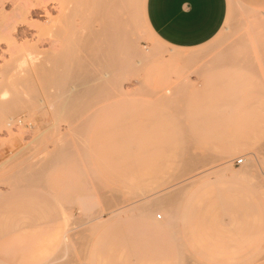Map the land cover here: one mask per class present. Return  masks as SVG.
<instances>
[{"label":"rangeland","instance_id":"obj_1","mask_svg":"<svg viewBox=\"0 0 264 264\" xmlns=\"http://www.w3.org/2000/svg\"><path fill=\"white\" fill-rule=\"evenodd\" d=\"M62 1L70 3L60 36L72 70L64 66L54 90L26 89L15 137L0 131V264H264V0H228L222 29L193 48L160 41L144 0H131L132 48L120 52L122 70L109 67L107 84L96 79L105 46L87 39V3ZM59 5L49 3L54 17ZM176 53L187 60L172 64ZM117 85L123 99L113 97Z\"/></svg>","mask_w":264,"mask_h":264},{"label":"bare ground","instance_id":"obj_2","mask_svg":"<svg viewBox=\"0 0 264 264\" xmlns=\"http://www.w3.org/2000/svg\"><path fill=\"white\" fill-rule=\"evenodd\" d=\"M56 1L59 5V14L54 17L52 10L49 8V3ZM75 2L78 1H84L88 5V10L90 12L89 19L86 17L87 20H89L91 29H90V37L87 38L90 43L97 44L95 39L100 42L102 45L105 46V53L100 54L101 61L103 63L105 62L104 70L102 73L97 75L96 79L101 84H107L111 82L113 74L111 73V69L115 70H122L123 64L125 62L126 55L123 51L127 50L128 47H130L131 44V32L132 28L134 26V19L132 18L131 14V0H74ZM64 1L62 0H0V58L5 59V53L7 52L10 54V62H4L6 64L2 65L0 64V131L7 130L9 133H11L15 137V134H13V126L15 124H18L19 121H22L20 118L17 120L16 115L14 113H17L18 108L15 111L16 105L19 104L20 107L23 105L27 100V96L24 97L23 95L26 93L25 90H42V89H53L57 86H59L62 82V74L64 71V66H67L68 69L72 70V64L71 60L67 59L66 61H63V55L68 52L67 50V43L64 39L61 38L60 33L62 30L67 26L68 23H70L69 20V12H70V3L64 6ZM64 2V3H65ZM65 3V4H66ZM145 4L146 0H144V12H145ZM11 5L12 9L11 11H7L6 7ZM64 6V7H63ZM39 12H42L39 14ZM46 17L45 21H41V17ZM146 16V13H145ZM56 21V25L52 28L48 27L50 22ZM147 20V18H146ZM84 21V18L82 17L81 22ZM79 23V24H80ZM148 23V21H146ZM26 26L27 30L21 29V27ZM149 26V23H148ZM37 30L36 33L31 32V30ZM151 30V29H150ZM23 39L22 43H18V38ZM93 38V39H92ZM21 39V40H22ZM50 40L52 42V47L50 49H45L43 47V44ZM3 44H6L5 48L1 47ZM4 46V45H3ZM132 47L128 48L131 49ZM131 53V50L129 51ZM8 54V55H9ZM128 54V53H127ZM123 55V56H121ZM154 54H151L153 56ZM201 52H196L191 54L190 57L193 59H197L198 57H201ZM138 56L141 58H148L149 56L146 54H142L141 52L138 53ZM8 59V61H9ZM187 60V56L184 54H173L171 56V62L174 65H178L181 61ZM18 61V63H16ZM21 61V63L19 62ZM89 63H91L92 58L89 59ZM12 62V63H11ZM14 62V63H13ZM88 63V64H89ZM20 64V65H18ZM89 64V65H90ZM111 67V69L109 68ZM82 69H89L86 65H83ZM83 72L81 71L75 78H73L70 83H73L75 85L77 79L81 77L80 75ZM117 85L116 91H119L115 94L116 99H123L127 96V92L123 89V87L120 85ZM54 87V88H53ZM56 87V88H57ZM73 87V86H72ZM20 90L17 91L14 94L13 89ZM119 88V89H117ZM24 90V91H23ZM61 90V89H60ZM22 91V92H21ZM27 91V90H26ZM27 91V92H28ZM115 91V92H116ZM169 93L165 94L166 99H171L172 92L171 89L168 90ZM23 92H25L23 94ZM28 92V94H29ZM45 92V91H43ZM49 92V91H46ZM19 93H22L18 96ZM40 93V92H39ZM58 93V92H57ZM17 94V95H16ZM27 94V93H26ZM38 94V93H37ZM41 94V93H40ZM50 94V93H48ZM52 94V93H51ZM226 94V93H225ZM33 95V94H32ZM55 95V94H54ZM18 96V97H17ZM53 96V95H52ZM32 98V97H31ZM40 98V97H39ZM43 99V97L41 98ZM54 99V98H53ZM57 99V98H56ZM34 100V98H33ZM32 100V101H33ZM36 100V99H35ZM52 99H50L51 101ZM219 100V99H218ZM217 100V101H218ZM43 102V100H41ZM215 101V99H214ZM29 102V100L27 101ZM37 102V101H36ZM35 102V103H36ZM42 102V103H43ZM213 102V101H212ZM41 103V102H40ZM42 103L41 106L38 107L41 112L43 111ZM209 103V102H208ZM27 104V103H26ZM46 104V103H45ZM53 105V104H51ZM107 105L109 108L113 105L112 103L108 102L105 105H103V110H107ZM25 106V105H24ZM22 106V107H24ZM216 106V105H215ZM33 107V106H32ZM51 108V107H50ZM108 108V109H109ZM118 108V107H115ZM120 108V107H119ZM225 108V107H224ZM29 109V108H28ZM102 109V108H101ZM114 109V108H113ZM22 110V109H21ZM20 110V111H21ZM46 110V109H45ZM34 111V109H33ZM99 111V110H98ZM98 111L91 115L94 116V114H97ZM101 111V110H100ZM99 111V112H100ZM111 111V110H110ZM109 111V112H110ZM206 111V110H205ZM40 112V111H39ZM38 112V113H39ZM53 112V111H52ZM194 112V111H193ZM223 112V111H222ZM28 113V112H27ZM34 113V112H33ZM36 113V112H35ZM54 113V112H53ZM118 113V112H117ZM129 113V112H128ZM139 113V112H138ZM203 113V112H202ZM25 114V113H24ZM48 115V114H45ZM44 115V116H45ZM90 115V116H91ZM100 115V114H99ZM107 115V114H106ZM147 115V114H146ZM216 115V114H215ZM41 116L43 117L42 113ZM89 116V117H90ZM101 116V115H100ZM87 117V116H86ZM99 117V116H98ZM147 117V116H146ZM192 117V116H191ZM207 117V116H206ZM40 115L32 114L30 113V118L28 119L29 122L32 124L37 123L39 121ZM45 119L48 118V116L44 117ZM43 118V119H44ZM51 118V117H50ZM48 118V121L51 120ZM97 118V117H96ZM103 118L100 121H103ZM109 118V117H108ZM127 118V117H126ZM129 118V117H128ZM199 118V117H198ZM208 118V117H207ZM218 118V117H217ZM84 119V118H83ZM156 119V118H155ZM192 119V118H191ZM206 119V118H205ZM26 120V119H25ZM93 120V119H92ZM197 120V119H196ZM202 120V119H201ZM208 120V119H207ZM211 120V117H210ZM59 121V120H58ZM87 121V120H85ZM89 120L88 122H90ZM97 121V120H95ZM94 121V122H95ZM127 121V120H126ZM200 121V120H199ZM43 122H47L43 121ZM43 122H40L42 125ZM84 122V121H83ZM128 122V121H127ZM207 122V121H206ZM20 123V122H19ZM55 123V121H54ZM87 123V122H86ZM91 123V122H90ZM87 123V124H90ZM135 123V122H134ZM182 123V122H181ZM205 123V122H204ZM57 124V122H56ZM84 124V123H83ZM85 124V125H87ZM94 125V123H92ZM91 124V125H92ZM99 124V123H98ZM129 124V122H128ZM180 124V123H179ZM217 124V123H216ZM223 124V123H222ZM24 125V124H23ZM71 125V124H70ZM204 125V124H203ZM207 125V124H206ZM212 125V124H211ZM210 125V126H211ZM32 126V125H31ZM39 126V124H38ZM54 126V124H53ZM52 126V127H53ZM90 126V125H89ZM187 126V125H186ZM209 126V125H207ZM213 126V125H212ZM51 127V126H50ZM49 127V128H50ZM69 127V126H68ZM75 127V126H74ZM102 127V126H101ZM215 127V126H214ZM54 130L52 131V134L54 135H60L62 132L59 131L54 126ZM204 128V127H203ZM39 129V128H38ZM35 129L37 133V136H39L38 133H42L43 130ZM48 129V128H47ZM53 129V128H52ZM75 129V128H74ZM183 129V127H182ZM187 129V128H186ZM208 129V128H207ZM216 129V128H215ZM50 130V129H49ZM130 130V129H129ZM214 130V129H213ZM33 131V130H32ZM84 131V130H83ZM131 131V130H130ZM207 131V130H206ZM26 132V131H25ZM69 132V131H68ZM71 132V131H70ZM250 132V130H249ZM51 133V132H50ZM83 133V132H82ZM208 133V132H207ZM212 134V132H211ZM215 134V133H214ZM48 135V134H47ZM53 135V136H54ZM72 135V134H71ZM213 135V134H212ZM216 135V134H215ZM251 135V134H250ZM41 136V135H40ZM66 136V135H65ZM20 137V136H19ZM43 137V136H42ZM49 137V136H48ZM213 137V136H212ZM35 138H37L35 136ZM62 138V137H61ZM64 138V136H63ZM123 138V137H122ZM135 138V137H134ZM250 138V137H248ZM41 139V138H40ZM117 139V138H116ZM125 139V137H124ZM127 139L128 136H127ZM13 140V139H11ZM57 140V139H56ZM126 140V139H125ZM248 140V139H247ZM134 141V140H133ZM9 142V141H8ZM124 142V141H123ZM130 142V140H129ZM134 143V142H133ZM132 143V144H133ZM28 144V143H27ZM118 144V143H117ZM128 144V143H126ZM125 144V145H126ZM131 144V143H130ZM61 145V144H60ZM121 145V143H120ZM124 145V144H123ZM129 145V144H128ZM127 146V145H126ZM135 146V145H134ZM57 147V146H56ZM114 148V147H113ZM116 148V147H115ZM119 149V147H118ZM125 149V148H124ZM135 149V148H134ZM57 150V149H55ZM62 150V149H61ZM113 150V149H112ZM128 150V149H127ZM133 150V149H132ZM236 150V149H235ZM59 151V150H58ZM117 151V150H116ZM123 152V151H122ZM131 152V151H130ZM114 153V152H112ZM111 153V155H113ZM133 153V151H132ZM119 154V153H118ZM124 154V153H123ZM225 154V152H224ZM48 155V154H47ZM116 155V154H115ZM113 155V156H115ZM125 155V154H124ZM234 155V154H233ZM225 156V155H224ZM197 157V156H196ZM35 158V157H34ZM156 159V158H155ZM161 159V158H160ZM212 159V158H211ZM116 160V159H115ZM114 160V161H115ZM121 160V159H120ZM178 160V159H177ZM182 160V159H181ZM195 160V159H194ZM111 161V160H110ZM164 161V160H163ZM119 162V161H118ZM200 162V161H199ZM122 163V162H121ZM120 163V164H121ZM175 163V162H174ZM134 164V163H133ZM186 164V163H185ZM201 164V163H200ZM115 165V163H114ZM118 165V164H117ZM170 165V164H169ZM167 164V166H169ZM172 165V164H171ZM209 165V163H208ZM112 166V165H110ZM124 166V164H123ZM127 166V165H126ZM155 166V164L153 165ZM178 166V165H177ZM184 166V165H183ZM134 167V166H133ZM158 167V166H157ZM114 168V167H113ZM172 168V167H171ZM201 168V167H200ZM111 169V168H110ZM116 169V167H115ZM114 169V170H115ZM128 169V168H127ZM133 169V168H132ZM135 169V168H134ZM167 169V168H166ZM124 170V169H123ZM138 170V169H137ZM143 170V169H142ZM168 170V169H167ZM172 170V169H171ZM109 171V170H108ZM113 171V170H112ZM110 170V172H112ZM122 171V170H121ZM120 171V173H121ZM159 171V170H158ZM170 171V170H169ZM136 172V171H135ZM139 172V171H138ZM149 172V171H148ZM154 172V171H153ZM165 172V170H164ZM173 172V171H172ZM119 173V172H118ZM128 173V172H127ZM107 174V173H106ZM115 174V173H114ZM111 173V175H114ZM126 174V173H124ZM129 174V173H128ZM134 174V173H133ZM145 174V173H144ZM143 174V175H144ZM169 174V173H168ZM103 175V174H102ZM109 175V174H107ZM117 175V174H116ZM115 175V176H116ZM127 175V174H126ZM157 175V174H156ZM189 175V174H188ZM119 176H121L119 174ZM130 176V175H129ZM140 176V175H138ZM111 177V176H110ZM112 178V177H111ZM116 178V177H114ZM124 178V177H123ZM139 178V177H138ZM120 179V178H119ZM118 179V180H119ZM142 179V177L140 178ZM149 179V178H148ZM107 180L110 179L108 178ZM115 180V179H114ZM116 180V181H118ZM121 180V179H120ZM127 180V179H125ZM129 180V179H128ZM127 180V182H129ZM133 180H135L133 178ZM136 180L139 181V179L136 178ZM152 180V179H151ZM159 180V178H158ZM161 180V179H160ZM171 179H169L170 182ZM122 181V180H121ZM104 182V180L102 181ZM127 182L122 183L126 184ZM132 182V181H131ZM130 184L132 185L133 183ZM134 182V181H133ZM147 181L146 183H148ZM112 183V182H111ZM114 183V182H113ZM117 183V182H116ZM114 183V184H116ZM135 183V182H134ZM37 184H39L37 182ZM122 184V185H123ZM142 184V183H141ZM153 184V183H152ZM151 184V185H152ZM175 184V183H174ZM25 185V184H24ZM150 185V182H149ZM156 185V184H155ZM40 186V184H39ZM135 186V185H133ZM132 186V187H133ZM142 186V185H141ZM144 186V185H143ZM154 186V185H153ZM152 186V187H153ZM159 187V184H157ZM104 187V186H103ZM131 187V186H130ZM135 187H138L135 186ZM155 187V186H154ZM153 187V188H154ZM109 188V187H108ZM112 188V187H111ZM116 188V187H115ZM139 188V187H138ZM149 188V187H148ZM156 188V187H155ZM118 189V188H117ZM116 189V190H117ZM129 189V188H128ZM132 190V188H130ZM142 191L143 188L141 187ZM157 189V188H156ZM167 189V188H166ZM111 190V189H110ZM119 190V189H118ZM147 190V189H146ZM155 190V189H153ZM82 191V190H81ZM108 191V190H107ZM106 191V192H107ZM126 191V190H124ZM152 191V190H151ZM113 192V191H112ZM117 192V191H116ZM141 192V190H140ZM123 193V191H122ZM134 193V192H133ZM164 193V192H163ZM57 194V193H56ZM97 194V193H96ZM99 194V193H98ZM136 194V192H135ZM117 195V194H115ZM137 195V194H136ZM149 195V193H148ZM118 196V195H117ZM62 197V196H61ZM141 197V196H140ZM143 197V196H142ZM145 197V196H144ZM97 198V197H96ZM84 200V198H83ZM89 200V199H88ZM103 201V200H102ZM160 202H164L163 200H159ZM159 202V203H160ZM170 203V202H169ZM166 209V208H165ZM92 210V209H91ZM116 214V213H115ZM113 213V215H115ZM142 217V216H141ZM98 218V217H97ZM114 218V217H113ZM143 218V217H142ZM105 221V220H104ZM107 222V221H106ZM109 222V221H108ZM105 225V224H104Z\"/></svg>","mask_w":264,"mask_h":264},{"label":"crops","instance_id":"obj_3","mask_svg":"<svg viewBox=\"0 0 264 264\" xmlns=\"http://www.w3.org/2000/svg\"><path fill=\"white\" fill-rule=\"evenodd\" d=\"M228 9V0H146L145 4L152 32L178 48L209 42L222 29Z\"/></svg>","mask_w":264,"mask_h":264},{"label":"built area","instance_id":"obj_4","mask_svg":"<svg viewBox=\"0 0 264 264\" xmlns=\"http://www.w3.org/2000/svg\"><path fill=\"white\" fill-rule=\"evenodd\" d=\"M237 161H238L239 163H243V162H244V158L241 157V158H239Z\"/></svg>","mask_w":264,"mask_h":264}]
</instances>
